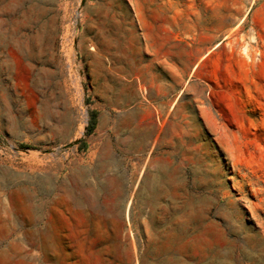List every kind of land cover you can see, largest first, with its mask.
<instances>
[{
  "label": "rangeland",
  "instance_id": "374dc122",
  "mask_svg": "<svg viewBox=\"0 0 264 264\" xmlns=\"http://www.w3.org/2000/svg\"><path fill=\"white\" fill-rule=\"evenodd\" d=\"M162 261L264 264V0H0V264Z\"/></svg>",
  "mask_w": 264,
  "mask_h": 264
},
{
  "label": "bare ground",
  "instance_id": "6f19581e",
  "mask_svg": "<svg viewBox=\"0 0 264 264\" xmlns=\"http://www.w3.org/2000/svg\"><path fill=\"white\" fill-rule=\"evenodd\" d=\"M138 137L141 139V141L142 142H144V137L142 136V135H138ZM105 158H100V160L98 161V165H99V168H103L105 165ZM97 165V166H98ZM100 172H101V169L100 170H96V171H94L93 173H94V175H99L100 174ZM167 176V182L169 181V179H170V176L169 175H166ZM117 190V193L115 194V195H119V188H117L116 189ZM162 193H164V191H162ZM162 193L158 196H155V198H156V200H158V199H160V196L162 195ZM192 208V207H191ZM41 233H42V231H41ZM44 234V233H43ZM46 243V242H45ZM157 264H165L163 261L162 262H158Z\"/></svg>",
  "mask_w": 264,
  "mask_h": 264
},
{
  "label": "trees",
  "instance_id": "16d2710c",
  "mask_svg": "<svg viewBox=\"0 0 264 264\" xmlns=\"http://www.w3.org/2000/svg\"><path fill=\"white\" fill-rule=\"evenodd\" d=\"M95 118H96V115H95V113H93V114H92V119H95ZM93 129H94V127H93V122H92V120H91V122L89 123V126H88V128H87V132H88V133H92Z\"/></svg>",
  "mask_w": 264,
  "mask_h": 264
}]
</instances>
